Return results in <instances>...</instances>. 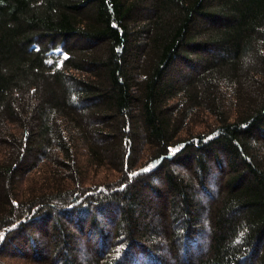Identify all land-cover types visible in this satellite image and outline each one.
<instances>
[{
  "label": "trees",
  "instance_id": "16d2710c",
  "mask_svg": "<svg viewBox=\"0 0 264 264\" xmlns=\"http://www.w3.org/2000/svg\"><path fill=\"white\" fill-rule=\"evenodd\" d=\"M0 237V264H264V0H0Z\"/></svg>",
  "mask_w": 264,
  "mask_h": 264
},
{
  "label": "rangeland",
  "instance_id": "374dc122",
  "mask_svg": "<svg viewBox=\"0 0 264 264\" xmlns=\"http://www.w3.org/2000/svg\"><path fill=\"white\" fill-rule=\"evenodd\" d=\"M112 166V165H111ZM120 174L119 170L118 169H115L114 167H111V169H106V168H97V169H94L92 170V172L90 171V174L89 176L86 177L85 179V183L84 184H90L94 181L96 182H106V181H109L110 179H114L116 176H118ZM29 182V185H30V180H29V177H28V180L23 182L21 185L23 187H26L27 184ZM214 190V189H212ZM215 192V191H214ZM217 197V196H216ZM218 198V197H217ZM208 200V198H206L205 196L202 197V201L204 203H206ZM61 221H65L64 219H60ZM159 219L157 217H155L154 215H149V217L147 218V221L148 222H151L152 225L154 226V228H156L158 231H161V227L158 226L159 224ZM66 224V222H64ZM71 230H75L74 228L70 227L69 224H66ZM113 239H115V235L113 237ZM163 240V238H162ZM80 247L83 249V245L80 244ZM81 249V250H82ZM208 248L205 247V250H204V253L206 252L207 253V250ZM108 253V252H107ZM3 257V256H2ZM108 257H110V255H108ZM113 257V256H111ZM5 258V257H4ZM79 258L82 262L85 263L84 261V252L83 251H80V254H79ZM4 260H7L8 262H10L11 264H26L25 261H21V259H17L16 257H8Z\"/></svg>",
  "mask_w": 264,
  "mask_h": 264
},
{
  "label": "snow or ice",
  "instance_id": "6c2138e0",
  "mask_svg": "<svg viewBox=\"0 0 264 264\" xmlns=\"http://www.w3.org/2000/svg\"><path fill=\"white\" fill-rule=\"evenodd\" d=\"M0 238H2V237H0Z\"/></svg>",
  "mask_w": 264,
  "mask_h": 264
}]
</instances>
